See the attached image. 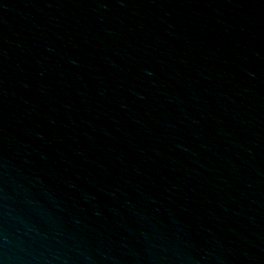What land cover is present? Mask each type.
Returning <instances> with one entry per match:
<instances>
[{"label":"water","instance_id":"obj_1","mask_svg":"<svg viewBox=\"0 0 264 264\" xmlns=\"http://www.w3.org/2000/svg\"><path fill=\"white\" fill-rule=\"evenodd\" d=\"M0 264H264V0H0Z\"/></svg>","mask_w":264,"mask_h":264}]
</instances>
